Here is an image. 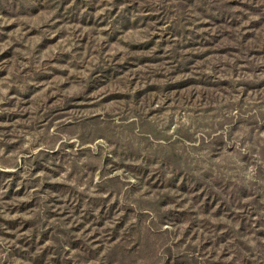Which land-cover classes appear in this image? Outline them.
Instances as JSON below:
<instances>
[{
    "label": "rangeland",
    "instance_id": "1",
    "mask_svg": "<svg viewBox=\"0 0 264 264\" xmlns=\"http://www.w3.org/2000/svg\"><path fill=\"white\" fill-rule=\"evenodd\" d=\"M0 264H264V0H0Z\"/></svg>",
    "mask_w": 264,
    "mask_h": 264
}]
</instances>
